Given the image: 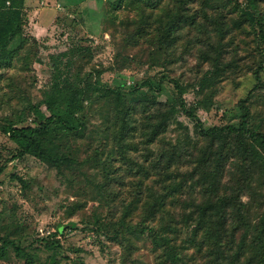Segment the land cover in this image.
I'll list each match as a JSON object with an SVG mask.
<instances>
[{"label":"rangeland","instance_id":"rangeland-1","mask_svg":"<svg viewBox=\"0 0 264 264\" xmlns=\"http://www.w3.org/2000/svg\"><path fill=\"white\" fill-rule=\"evenodd\" d=\"M41 1L47 4L41 5ZM186 1L185 13L194 16L195 23H186L179 32L165 35L164 23L157 17L168 10L176 11L183 3L180 0H124L115 9L107 0L99 28L100 0H26L36 7V17L41 14V22H50L63 13L57 4L73 14L70 21L66 15L58 22L49 44L32 50L28 44L12 65L0 68V125L6 121L31 123L35 118L29 109L31 104H39L49 113L44 103L52 78L48 55L80 44L91 46L93 51L91 60L79 63L84 72L92 70L87 81L95 82L100 73L105 87L122 86L128 105L148 102L154 109L160 102L180 100L174 85L177 80L185 88L181 100L205 127L238 123V104L247 100L252 125L264 130V54L260 38L264 25L242 22L240 11L227 0L226 7L220 9L216 7L223 5L222 0ZM238 1L241 4L246 0ZM258 7V14L264 13V1L260 5L259 0ZM73 16L83 17V23L77 18L71 21ZM89 30L100 34L90 37L86 33ZM43 37L44 33L37 38ZM217 46L222 52L218 60L225 67L205 90H199L197 84L214 69ZM257 73L261 79H256ZM87 97L82 112L87 131L68 142L75 160L73 168L60 171L33 156L14 158L17 145L0 128V167L5 164L0 175V245L5 239L13 240L28 254H36L34 264H160L159 251L147 236H112L123 210L132 204L126 220L139 222L149 188H160L159 182L143 171L137 172L132 163L145 164L152 148L145 149L142 137L136 135L133 140L139 142L138 149L127 152L132 162L121 157L107 130L114 114L113 100L93 87ZM137 116L140 121L141 115ZM177 119L182 124L174 123L168 138L184 137L185 128L195 138L196 121L184 112H179ZM162 143L164 140L153 146L156 156ZM98 148L99 162L93 160ZM18 178L28 185H22ZM139 187L141 195L134 202ZM70 223L75 225L65 235L51 237L58 225ZM47 240H54V244L46 245ZM0 264L27 263L11 249Z\"/></svg>","mask_w":264,"mask_h":264},{"label":"trees","instance_id":"trees-1","mask_svg":"<svg viewBox=\"0 0 264 264\" xmlns=\"http://www.w3.org/2000/svg\"><path fill=\"white\" fill-rule=\"evenodd\" d=\"M123 1L110 0V7L115 9ZM181 1L183 3L176 11L168 10L157 17L158 22L164 23L165 35L179 32L186 23H195L194 16L185 13L187 1ZM258 1L246 0L239 4L238 0H227L240 11L242 22L263 26L264 13L258 14ZM263 1L260 0V5ZM24 2L0 0V68L12 65L17 54L28 44H31L30 50L44 47L34 36L27 35ZM227 2L222 0L223 5L216 8L226 7ZM98 3L99 28L102 27L107 0ZM71 14L69 10L68 21ZM76 18L83 23V17L73 16L71 21ZM219 31L224 38L221 27ZM86 33L90 37L100 34L90 30ZM260 38L264 47V34ZM218 48L215 49L214 69L197 84L199 90H205L206 84L225 67L218 60L222 56ZM92 55L91 46L80 44L48 55L52 78L44 103L49 113L44 112L39 104H31L29 109L35 114L31 123L6 121L0 125L1 131L17 145L13 157L33 156L60 171L64 167L73 168L75 160L68 150V142L71 137H83L87 131L88 122L82 112L84 101L89 98L87 93L93 87L98 94L114 102V114L107 130L110 129L108 137L111 136L117 144V153L132 162L127 152L130 148L138 149L140 144L133 138L141 136L145 149L152 148L150 156L145 164L132 163L137 172L143 171L160 184L158 190L153 186L149 188L142 219L135 224L126 220L130 215V204L123 210L112 236L115 239L125 234L147 236L154 250L159 251L160 264H264V130L252 125L247 100L238 104V123L207 128L181 100L185 88L177 80L174 85L180 100L160 102L154 109L148 102H138L140 106L128 105L122 86L105 87L100 73L95 82L89 83L87 77L92 70L84 72L79 63L91 60ZM262 67L260 64V71ZM256 79H261L258 73ZM158 84L161 86V82ZM179 112L196 121L195 138L188 128H185L184 137L168 138L171 126L182 124L177 119ZM138 114L141 115L140 121ZM163 140L156 156L153 146ZM100 156L98 148L93 160L99 162ZM4 170L5 164L0 167V175ZM18 179L22 185H28L23 178ZM140 195L139 187L134 202ZM74 225H58L51 237L65 235ZM45 243L53 245L54 240ZM11 249L27 264H34L36 254H28L10 239L0 245V259L7 258Z\"/></svg>","mask_w":264,"mask_h":264},{"label":"crops","instance_id":"crops-1","mask_svg":"<svg viewBox=\"0 0 264 264\" xmlns=\"http://www.w3.org/2000/svg\"><path fill=\"white\" fill-rule=\"evenodd\" d=\"M24 3H25V10L27 13V18H28V26L26 27L28 33L34 37L36 36L35 40L39 41L41 44H44V45L49 44L51 42V39L49 37L53 35V32L58 26V22H60L62 18L65 20V16L68 15L69 11H66V10L64 11L63 7L57 4L56 6L57 9L59 11H62L63 13L57 15L50 22H41V20H43L42 18H40L41 14H39L38 17L35 16L36 7H33L30 4H27L26 0ZM46 4H47L46 2L41 1V5H46ZM43 33H44V37L42 38V40H39L37 38L38 34H43Z\"/></svg>","mask_w":264,"mask_h":264}]
</instances>
